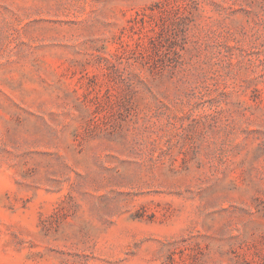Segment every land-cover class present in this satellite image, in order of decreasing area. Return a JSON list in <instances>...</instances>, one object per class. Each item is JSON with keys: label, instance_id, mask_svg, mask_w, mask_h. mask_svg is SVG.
Wrapping results in <instances>:
<instances>
[{"label": "rangeland", "instance_id": "374dc122", "mask_svg": "<svg viewBox=\"0 0 264 264\" xmlns=\"http://www.w3.org/2000/svg\"><path fill=\"white\" fill-rule=\"evenodd\" d=\"M0 264H264V0H0Z\"/></svg>", "mask_w": 264, "mask_h": 264}]
</instances>
